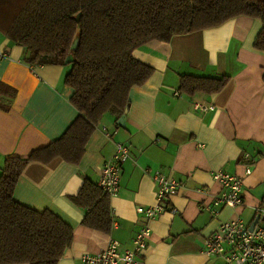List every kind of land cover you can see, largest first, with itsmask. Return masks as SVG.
Segmentation results:
<instances>
[{
    "label": "crops",
    "instance_id": "0c3cea01",
    "mask_svg": "<svg viewBox=\"0 0 264 264\" xmlns=\"http://www.w3.org/2000/svg\"><path fill=\"white\" fill-rule=\"evenodd\" d=\"M261 27L259 18L239 15L138 46L133 57L153 70L131 88L125 112L99 119L77 162L60 156L27 162L13 198L38 211L50 210L73 230L56 264H83L82 254L97 253L112 239L120 249L129 248L146 225L151 233L136 264H223L206 255L204 239L233 216L250 226L264 201V50L254 47ZM0 53L1 168L7 157L25 158L58 139L78 111L70 101L73 90L65 84L70 62L30 64L24 48L1 31ZM182 75L228 79L217 92L189 94L179 89ZM196 103L213 108L197 110ZM116 142L125 143L130 156L121 165L118 194L108 197L110 229L101 231L82 223L88 208L72 196L86 181L97 185ZM216 170L242 178L244 204L223 206L212 216L201 204H210L220 190L211 177ZM155 172L184 186L165 202V211L149 219L136 208L156 203ZM257 223L264 228V217Z\"/></svg>",
    "mask_w": 264,
    "mask_h": 264
},
{
    "label": "trees",
    "instance_id": "16d2710c",
    "mask_svg": "<svg viewBox=\"0 0 264 264\" xmlns=\"http://www.w3.org/2000/svg\"><path fill=\"white\" fill-rule=\"evenodd\" d=\"M239 15L262 21L254 47L264 50V0H0V31L24 48L26 62L63 63L72 54L65 84L73 90L70 101L78 111L58 139L25 158L7 157L0 168V264H56L70 245L72 227L50 210L17 202L14 186L29 160L60 156L77 162L99 119L125 112L131 88L153 70L132 51L150 40L167 41ZM76 35L78 45L72 49ZM227 79L182 75L179 89L217 92ZM108 197L89 181L72 196L88 208L85 226L109 231Z\"/></svg>",
    "mask_w": 264,
    "mask_h": 264
},
{
    "label": "built area",
    "instance_id": "2783aa9c",
    "mask_svg": "<svg viewBox=\"0 0 264 264\" xmlns=\"http://www.w3.org/2000/svg\"><path fill=\"white\" fill-rule=\"evenodd\" d=\"M0 56L4 55L0 53ZM194 108L206 111L213 106L196 103ZM129 156L128 146L123 142H116L112 156L103 162L97 185L109 196L118 194L121 165ZM245 157L251 163L255 161L249 154H245ZM250 172L251 169L247 167L245 173ZM211 177L220 185V190L210 204H201L203 209L216 216L223 206L242 207L244 197L240 176L216 170L211 173ZM152 180L156 185V203L136 208V211L143 213L149 219L165 211L167 209L165 202L184 186L182 181L170 179L160 172H155ZM170 209L175 211L174 207ZM257 210L259 217H264V201ZM150 233V227L146 225L136 233L131 247L120 249L119 242L112 239L105 249L97 253H84L80 259L83 264H136L137 256L147 246ZM204 251L210 257H219L223 264H264V228L257 223L250 229L239 216H233L221 221L217 229L204 239Z\"/></svg>",
    "mask_w": 264,
    "mask_h": 264
},
{
    "label": "water",
    "instance_id": "95a60500",
    "mask_svg": "<svg viewBox=\"0 0 264 264\" xmlns=\"http://www.w3.org/2000/svg\"><path fill=\"white\" fill-rule=\"evenodd\" d=\"M78 40H79V36L76 35V37L73 39L72 44H71V48L72 49H76V47L78 45ZM72 60H73L72 54H68V56L66 57L65 62H71ZM258 219H259V214L256 216L254 221L250 224V226H249L250 229H252L257 224Z\"/></svg>",
    "mask_w": 264,
    "mask_h": 264
}]
</instances>
